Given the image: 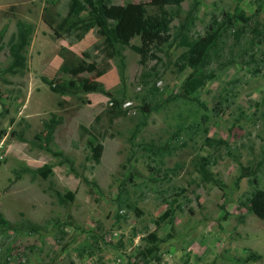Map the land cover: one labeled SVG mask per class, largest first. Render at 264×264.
Segmentation results:
<instances>
[{
	"label": "rangeland",
	"instance_id": "rangeland-1",
	"mask_svg": "<svg viewBox=\"0 0 264 264\" xmlns=\"http://www.w3.org/2000/svg\"><path fill=\"white\" fill-rule=\"evenodd\" d=\"M71 1L0 0V217L15 227L0 223V264H143L137 255L146 237L161 245L163 260L154 264H264V213L257 207L264 192V0H199L189 37L222 33L206 65L214 77L189 100L177 96L192 70L179 69L188 49L179 38L145 66L123 47L124 85L116 62L99 57L98 69L82 75L101 81L109 95L53 92L43 77L71 79L59 69L43 75L53 56H82L103 40L91 29L85 49L75 52V36L53 38L43 15L58 23ZM113 1L156 12L150 0ZM192 5L168 7L172 33ZM19 20L35 25L24 75L5 71ZM52 112L63 122L51 148L63 151L76 173L33 143ZM90 135L104 145L99 162ZM260 160L256 178L237 184L240 164ZM204 162L224 186L201 176ZM45 163L53 166L46 179L24 170ZM56 191H73L74 200L63 205ZM170 209L171 221L158 226ZM25 221L40 230L30 232ZM250 253L260 257L244 259Z\"/></svg>",
	"mask_w": 264,
	"mask_h": 264
},
{
	"label": "trees",
	"instance_id": "trees-1",
	"mask_svg": "<svg viewBox=\"0 0 264 264\" xmlns=\"http://www.w3.org/2000/svg\"><path fill=\"white\" fill-rule=\"evenodd\" d=\"M186 0H150V4L156 8L155 13H149L145 4L130 2L127 4H117L113 0H72L67 14L62 17L58 23L48 19L43 15L44 22L53 30V38H63L64 36H75L81 40L85 35L94 29L96 34L103 38L102 42L94 43L92 50H85L82 56L70 53L71 57L67 58V53H60L64 58L60 66V72L67 73L71 76L69 80L55 82L43 77L42 80L47 83L50 89L60 95H77L83 93H102L109 95L104 84L95 77L82 75L83 73H94L98 67V59H109L116 62L121 83H126V63L123 54V47H130L140 55V62L143 66L150 60L159 59V52H169L179 38V44L186 46L188 49L179 57V69L181 71L190 67L191 72L181 83L178 97L185 100L193 98V95L199 88L214 77L212 70H206L208 58L212 50L216 47L222 31L220 28H214L210 32L197 39H191L188 31L193 22V14L198 8L199 0H192L193 5L188 10L187 15L181 21L177 33H172L171 23L174 16L168 9L169 6H180ZM242 11V9H241ZM230 15V14H228ZM240 19L245 22L244 13H239ZM229 23H232V19ZM16 32L9 42V51L11 62L5 69L6 72L24 75L28 66L27 47L31 44L32 35L35 32V25L31 22L19 20L17 22ZM139 36L141 44L131 43V40ZM95 51L94 53H91ZM1 99V95H0ZM117 102V101H116ZM148 104V103H147ZM150 104L146 105L144 112L150 113ZM113 117L120 114L116 111H109ZM99 119L97 116L96 120ZM63 122V117L52 112L48 119L43 122V129L36 134L35 141L41 148L49 150L54 156L60 157L61 164H67L69 168L76 173L73 161L64 155L61 150H53L51 142L56 127ZM19 138L25 141L20 134ZM226 143V141H221ZM88 147L92 152V158L99 162L103 154V143L94 135H90L87 140ZM263 160L248 165L240 164V175L237 184L244 177H254L259 171ZM27 172L42 178H48L53 173V166L45 163L36 168H25ZM199 172L207 181H213L219 186L224 184L214 177L213 173L207 168L206 163H201ZM20 172H17V176ZM87 180V179H86ZM56 195L61 204H67L74 200L75 193L68 191L62 193L56 191ZM257 207L264 213V192L262 198L257 201ZM173 211L167 210L163 215L156 219V224L160 226L165 220L171 221ZM0 223L5 230L15 229L3 217H0ZM24 227L30 232H37L40 227L31 221H25ZM146 243L138 251V257L143 264H154L163 260L161 254V245L157 238L146 237ZM260 255L250 253L244 259H257Z\"/></svg>",
	"mask_w": 264,
	"mask_h": 264
},
{
	"label": "crops",
	"instance_id": "crops-1",
	"mask_svg": "<svg viewBox=\"0 0 264 264\" xmlns=\"http://www.w3.org/2000/svg\"><path fill=\"white\" fill-rule=\"evenodd\" d=\"M90 35V32H88L85 37L81 40H79L78 42H76L73 46H69L73 51L75 52H81L85 49V46L83 45L87 40V37ZM64 61V58L60 55V54H56L55 56H53V58L49 61L48 65L50 68H43V75H47L46 72L49 70L48 73H51L52 71H57L60 66L62 65ZM93 95H97L96 93H92Z\"/></svg>",
	"mask_w": 264,
	"mask_h": 264
}]
</instances>
